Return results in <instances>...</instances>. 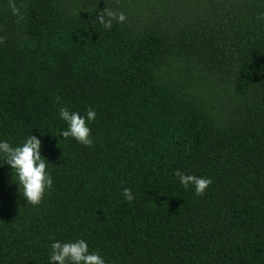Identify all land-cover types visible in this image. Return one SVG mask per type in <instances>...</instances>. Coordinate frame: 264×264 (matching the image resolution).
I'll return each instance as SVG.
<instances>
[{
    "label": "trees",
    "instance_id": "trees-1",
    "mask_svg": "<svg viewBox=\"0 0 264 264\" xmlns=\"http://www.w3.org/2000/svg\"><path fill=\"white\" fill-rule=\"evenodd\" d=\"M12 3L0 139L39 138L52 186L27 204L0 167V264L77 238L106 264H264V0ZM62 106L95 109L91 145L58 135ZM177 169L211 183L195 195Z\"/></svg>",
    "mask_w": 264,
    "mask_h": 264
},
{
    "label": "clouds",
    "instance_id": "clouds-1",
    "mask_svg": "<svg viewBox=\"0 0 264 264\" xmlns=\"http://www.w3.org/2000/svg\"><path fill=\"white\" fill-rule=\"evenodd\" d=\"M9 6L14 15L19 13V9L12 3V0ZM124 20L123 12L116 13L111 10H103L98 16V21L105 29L110 28L113 21L120 23ZM57 115L65 124V127L58 133L60 137L71 138L83 146L92 144L88 125L97 115L94 108H87L81 115L77 111H71L68 107L62 106ZM40 145V139L33 135L27 136L16 145L0 139V167L8 166L11 182L16 185L19 196L25 203L33 206L41 202L45 191L51 189L52 186V177L47 171L49 162L42 157ZM173 175L178 178L183 188L191 187L195 195H202L211 183V179L207 176L185 174L178 169L173 172ZM120 195L126 201L134 198L131 189L127 187L123 188ZM47 260L48 264H106L100 253L95 250L89 251L88 243L79 238L64 242L53 240L49 246Z\"/></svg>",
    "mask_w": 264,
    "mask_h": 264
}]
</instances>
